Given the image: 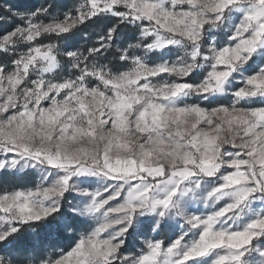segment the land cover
Returning <instances> with one entry per match:
<instances>
[{
	"label": "snow or ice",
	"instance_id": "1",
	"mask_svg": "<svg viewBox=\"0 0 264 264\" xmlns=\"http://www.w3.org/2000/svg\"><path fill=\"white\" fill-rule=\"evenodd\" d=\"M6 176L0 264H264V0H0Z\"/></svg>",
	"mask_w": 264,
	"mask_h": 264
},
{
	"label": "trees",
	"instance_id": "2",
	"mask_svg": "<svg viewBox=\"0 0 264 264\" xmlns=\"http://www.w3.org/2000/svg\"><path fill=\"white\" fill-rule=\"evenodd\" d=\"M45 2V0H10V2L18 9H31L36 7V2ZM63 1V0H62ZM61 3H64V1ZM89 32L94 31V29L90 28L88 30ZM0 182H6L9 185H15L18 183H21L19 178L16 177H11V176H6V177H0Z\"/></svg>",
	"mask_w": 264,
	"mask_h": 264
},
{
	"label": "rangeland",
	"instance_id": "3",
	"mask_svg": "<svg viewBox=\"0 0 264 264\" xmlns=\"http://www.w3.org/2000/svg\"><path fill=\"white\" fill-rule=\"evenodd\" d=\"M60 1H62V0H59V2ZM64 1V3H62V4H65V5H67V6H69V7H71V5H72V3H73V0H63ZM62 1V2H63ZM36 2V7H38L40 4H42V3H44V2H37V1H35ZM61 3V2H60ZM24 10V9H23ZM92 32V31H91Z\"/></svg>",
	"mask_w": 264,
	"mask_h": 264
}]
</instances>
